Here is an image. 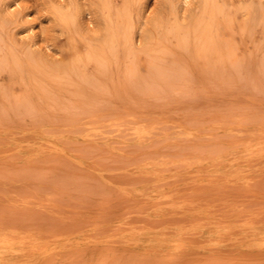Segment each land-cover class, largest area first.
<instances>
[{
  "label": "rangeland",
  "instance_id": "1",
  "mask_svg": "<svg viewBox=\"0 0 264 264\" xmlns=\"http://www.w3.org/2000/svg\"><path fill=\"white\" fill-rule=\"evenodd\" d=\"M0 253L264 264V0H0Z\"/></svg>",
  "mask_w": 264,
  "mask_h": 264
},
{
  "label": "bare ground",
  "instance_id": "2",
  "mask_svg": "<svg viewBox=\"0 0 264 264\" xmlns=\"http://www.w3.org/2000/svg\"><path fill=\"white\" fill-rule=\"evenodd\" d=\"M184 1H186V0H184ZM107 2H108V1H107ZM196 7H197V6H196ZM181 10H182V7H181ZM183 10H184V9H183ZM195 11H196V10H195ZM182 12H183V11H182ZM179 15H180V14H179ZM245 16H246V15H245ZM138 17H139V16H138ZM138 17H137V18H138ZM140 19H141V18H140ZM144 19H145V18H144ZM181 22H182V19H181ZM185 22H186V21H185ZM188 23H190V22H188ZM154 34H155V33H154ZM112 43H113V42H112ZM47 55H48V54H47ZM42 58H43V57H42ZM131 65H132V64H131ZM207 224H208V223H207ZM31 238H33V237H31ZM30 241H31V240H30ZM36 241H37V240H36ZM34 242H35V241H34ZM38 242H39V241H38ZM41 243H42V245H43V242H41ZM26 244H27V243H26ZM31 244H32V242L29 244V245L31 246L29 249H31L32 246H33V245H31ZM33 244H34V243H33ZM37 244H38V243H37ZM160 244H161V243H160ZM127 245H128V244H127ZM38 246H39V245H38ZM38 246H37V247H38ZM43 246H46V245H43ZM148 246H150V245L148 244ZM168 246H169V245H168ZM35 247H36V246H35ZM35 247L33 246L34 249H32V250L35 251ZM40 247H41V245L39 246V248H40ZM61 247H62V246H61ZM36 249H37V248H36ZM44 249H45V248H44ZM4 250H5V249H3L2 251H4ZM32 250H31V252H32ZM2 251H1V252H2ZM21 251H22V250H21ZM29 251H30V250H29ZM36 251H37V250H36ZM42 251H43V249L41 250V252H42ZM38 252H40V251H38ZM45 252H46V250H45ZM45 252H43V254H44ZM2 253H3V252H2ZM7 253H8V251H7ZM11 253H13V251H12ZM33 253L36 254L37 252H36V253H35V252H32V254H33ZM0 254H1V253H0ZM29 254H31V253H28V255H29ZM32 254H31V255H32ZM39 254H40V253H39ZM39 254H37V255H38V256L43 255L42 253H41L40 255H39ZM111 255H112V254H111ZM44 256H45V255H44ZM102 256H103V255H102ZM5 257H7V256H5ZM5 257H4V258H5ZM23 257H24V255H23ZM26 257H27V256H26ZM91 257H92V256H91ZM14 258H15V257H14ZM31 258H32V257H31ZM43 258H44V257H43ZM106 258H107V257H106ZM159 258H160V257H159ZM28 259H29V258H27V260H28ZM38 259H39V258H38ZM13 260H14V259H13ZM18 261H19V260H17L16 262L18 263ZM25 261H26V259H25ZM25 261L23 260V262H25ZM31 261H32V260H31ZM16 262H15V263H16ZM26 262H27V261H26ZM35 262H36V261H35ZM7 263H8V262H7ZM33 263H34V262H33ZM23 264H24V263H23ZM29 264H30V263H29Z\"/></svg>",
  "mask_w": 264,
  "mask_h": 264
}]
</instances>
